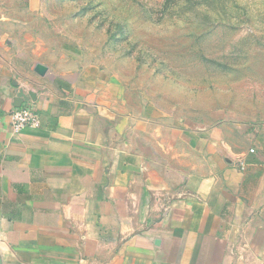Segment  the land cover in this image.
Returning <instances> with one entry per match:
<instances>
[{
  "label": "crops",
  "instance_id": "crops-1",
  "mask_svg": "<svg viewBox=\"0 0 264 264\" xmlns=\"http://www.w3.org/2000/svg\"><path fill=\"white\" fill-rule=\"evenodd\" d=\"M48 1L0 0V264H264V119L131 105Z\"/></svg>",
  "mask_w": 264,
  "mask_h": 264
},
{
  "label": "rangeland",
  "instance_id": "rangeland-1",
  "mask_svg": "<svg viewBox=\"0 0 264 264\" xmlns=\"http://www.w3.org/2000/svg\"><path fill=\"white\" fill-rule=\"evenodd\" d=\"M47 9L45 23L100 60L131 105L190 125L264 119V0H49Z\"/></svg>",
  "mask_w": 264,
  "mask_h": 264
},
{
  "label": "built area",
  "instance_id": "built-area-1",
  "mask_svg": "<svg viewBox=\"0 0 264 264\" xmlns=\"http://www.w3.org/2000/svg\"><path fill=\"white\" fill-rule=\"evenodd\" d=\"M23 104L17 106L10 112L11 130L15 133H20L27 127H37L40 124L38 112L32 106ZM240 163L244 164V161L240 160Z\"/></svg>",
  "mask_w": 264,
  "mask_h": 264
},
{
  "label": "water",
  "instance_id": "water-1",
  "mask_svg": "<svg viewBox=\"0 0 264 264\" xmlns=\"http://www.w3.org/2000/svg\"><path fill=\"white\" fill-rule=\"evenodd\" d=\"M36 70H37V72H38L39 74H41V75H45L46 72H47V70H48V68H47L45 65L39 63V64H37V66H36ZM24 91H25L24 89H21V90L19 91V92H20L19 96H20V99H21V100H20V102L18 103V106H21V105L23 104V102L26 101L24 98L27 99V94H26V92H24ZM30 96H32V98H34V94H33L32 92H30Z\"/></svg>",
  "mask_w": 264,
  "mask_h": 264
}]
</instances>
